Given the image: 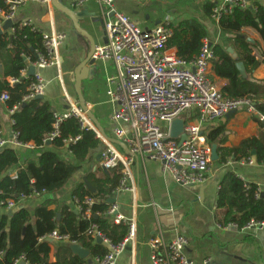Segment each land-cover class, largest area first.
I'll use <instances>...</instances> for the list:
<instances>
[{"label": "crops", "instance_id": "crops-1", "mask_svg": "<svg viewBox=\"0 0 264 264\" xmlns=\"http://www.w3.org/2000/svg\"><path fill=\"white\" fill-rule=\"evenodd\" d=\"M57 1L72 12L81 14L79 24L87 32L88 37L79 33L72 20L51 5V0L49 4L30 2L20 7L13 22L15 25L30 21L42 34L65 36L56 51L57 64L36 71L45 81L43 100L48 101L57 113H63L74 106L80 107L76 91V70L88 56L91 43L94 42L96 47L103 46L107 43V38L103 10L98 0H89L83 6L77 5L80 0ZM222 1L117 0L115 10L117 13L130 16L139 27L146 30L153 29L166 21L177 26L182 22L195 20L204 27L207 37L219 40L221 43L226 41V35L221 31L219 24L208 15L206 6L208 4L217 6ZM246 2L248 6L256 3L264 5V0H246ZM106 17L108 19L111 15ZM11 31L12 29L7 33ZM242 34L254 44H259L261 52H255V56L259 59L264 58L261 56L264 55V43L260 34L249 27L243 28ZM169 49L177 51L176 48ZM88 68H90L89 74L81 82L85 104L101 125L105 135L115 139L111 117L116 105L107 96L108 78L117 72L115 64L111 60H98L95 65L84 67V71ZM210 77L221 90L228 84L226 80L215 77L212 69ZM253 77L263 81L264 66L254 72ZM11 115L6 103L0 101L1 132L9 141L13 134ZM185 117L187 120L191 119L189 115ZM255 118L259 119L245 110H239L229 117L206 123L202 127V133L206 138L212 129L222 127L224 129L222 138L225 139L223 147L236 148L243 140L259 137L260 133H263V129ZM101 143L104 145L102 141ZM115 147L121 154L126 155L122 148L116 145ZM15 149H19L22 163L29 159L37 160L42 151H56L48 138L45 148L36 149L31 146ZM58 153L63 158L70 157L66 149ZM98 155L96 151L90 163L75 174L66 187L57 194L48 198L32 197L19 202L16 209H27L34 218L32 223L18 234L16 242L18 247L30 250L47 244L50 248V261L56 262L57 255H61V249L67 246L68 242L57 241L50 237V233H46L47 228L44 229L41 220L36 218L37 210L46 199L52 200L47 211L56 212L58 220L61 217L58 212L63 205L75 209L76 204L72 197L73 187L83 180L87 173L96 170L97 165L100 164L97 161ZM250 160H253L255 164H249V160L239 162L229 160L224 166L216 165V161L212 162L203 183L183 186L164 172L161 163L133 158L126 167V186L129 190L118 189L113 199L118 208L115 215L122 216L126 224L135 222V238L128 243L125 251L118 257L117 264H152L151 250L147 243L159 231L168 242L178 235L185 236L189 241L187 256L195 264H203L206 260H210L208 264H264V227L244 230L234 225L220 227L215 219L217 194L222 177L227 170L235 172L245 183L256 185L261 195H264V164H258L254 158ZM8 212L7 209H0V217ZM111 217L114 221L115 217ZM94 258L89 256L91 260Z\"/></svg>", "mask_w": 264, "mask_h": 264}, {"label": "trees", "instance_id": "trees-1", "mask_svg": "<svg viewBox=\"0 0 264 264\" xmlns=\"http://www.w3.org/2000/svg\"><path fill=\"white\" fill-rule=\"evenodd\" d=\"M9 7L7 0H0V11L8 13ZM214 7L212 4L206 6L209 16ZM219 27L226 35V41L215 46L212 73L228 82L222 89L224 96L233 100L254 101L257 111L264 118V80L253 77V73L264 66V58L255 56V52H261L259 44L249 42L242 34L243 28H253L264 43V5L256 3L246 9L237 8L233 14L220 19ZM171 28L172 36L167 47L176 48L183 61H192L199 55L202 40L207 37L204 27L193 20L177 26L171 25ZM12 31L0 36V96L8 94L7 108H17L11 119L14 122L13 132L19 135L18 140L22 144L32 143L36 149L45 148L48 136L55 131L53 107L43 99L25 100L34 77L24 78L21 75L38 60V53L43 51L42 33L35 26L25 23L15 24ZM228 47H232L238 54L237 60L230 57ZM237 62L244 63L249 79L242 77L236 67ZM14 79L18 82L12 83ZM255 120L263 133L259 137L243 140L236 148L223 147L225 139L222 138V127L211 130L206 136V142L210 146L217 145L216 165L224 166L229 160L239 162L252 158L258 164H264V121ZM1 127L0 123V131ZM59 131L60 136L51 142L56 151H42L37 160L29 159L22 163L19 149L6 147L0 150V202L13 200L19 205L23 195L30 197L34 192L44 191L42 196L48 198L57 194L90 163L97 149L102 146L96 133L88 128L83 129L76 118L64 120ZM62 149L67 150L69 158L59 155L58 151ZM97 166L94 172L86 175L96 189L95 194L87 189L84 180L73 187L72 197L76 207L82 208L81 212L63 205L58 212L61 215L58 220L56 212L47 211L51 199H46L37 210L36 218L41 220L44 229L47 228L46 233L58 231L69 237L68 245L61 249L56 262L50 261V248L47 244L30 250L17 246L18 234L32 223L34 215L25 208H15L12 217L8 214L0 217V251L3 252L0 264H20L17 261L22 256L29 264H87L88 260L75 255L70 246L73 243L82 246L89 251L91 258L104 257L108 247L88 234L93 225L113 245L121 243L128 236V224H116L111 216H107L113 207L109 200L114 198L124 178V166L119 164L107 171L100 164ZM13 169H18L16 179L11 177ZM258 192L256 185L245 183L231 170L225 171L215 204L217 224L220 227L234 225L241 230L252 221L264 222V198ZM86 199L92 201L90 207L85 204ZM2 210H6V207ZM87 210L91 211L90 218L85 216Z\"/></svg>", "mask_w": 264, "mask_h": 264}, {"label": "built area", "instance_id": "built-area-1", "mask_svg": "<svg viewBox=\"0 0 264 264\" xmlns=\"http://www.w3.org/2000/svg\"><path fill=\"white\" fill-rule=\"evenodd\" d=\"M87 1L89 0H80L77 5L83 6ZM98 1L103 10L107 43L95 48L93 58L96 61L111 60L115 64L117 72L107 81V96L116 105L111 117L114 125L113 134L116 140L128 147L130 155L121 154L115 145L107 142L87 114L76 106L63 113L54 111L55 131L48 136V139L52 142L60 136L59 130L64 120L70 118L79 120L83 129L93 130L97 138L104 143L100 152L102 168L110 170L119 164L125 166L123 171L125 178L120 183L118 188L120 190H129L126 186V167L135 157L161 163L164 172L180 185L192 186L203 183L212 164V146L207 144L202 133L203 125L225 118L231 112L239 110H245L248 114L264 121L256 109L255 102L250 99L227 98L211 79L215 46L219 40L204 38L199 55L192 61L185 62L179 58L177 51L167 47L172 36L169 21L153 29H142L130 16L116 12L117 0ZM7 2L10 6L9 12L0 11V27L5 21H13L20 7L30 2L49 4L50 0H7ZM237 8H248L246 0H223L213 8L210 17L219 24L223 16L233 14ZM109 15L111 17L107 19L106 16ZM25 24L32 25L30 21ZM42 37L43 51L38 53V60L32 65L36 71L57 64L56 51L65 38L61 34H42ZM27 72L28 70H24L22 77H27ZM33 77L34 81L29 86L30 93L25 100L44 95L43 77L38 72ZM11 82L16 83L18 80L14 79ZM8 100V94L0 96L1 102L6 103ZM16 109V107L13 110L8 108L12 114ZM187 115L190 116V120L185 117ZM177 118L185 119L184 132L187 140L183 142H180V138L170 137L171 124ZM13 123L12 120V125ZM18 136L13 132L12 139L9 141L0 131V150L6 147H35L32 143L22 144ZM249 164H255V162L249 160ZM17 173L18 169H15L11 172V177L16 179ZM43 193L44 191L34 192L30 197L23 195L19 202L40 197ZM85 204L90 207L92 201L86 199ZM17 205L18 203L13 200H8L0 202V209L5 206L7 210H14ZM76 209L79 212L82 211L80 206ZM117 209L114 205L107 212V216L115 217L116 224L125 223L122 216L115 215L118 212ZM85 216L90 218L91 211L87 210ZM127 224L129 225L128 236L117 245L105 239L96 225L89 229V235L96 240L101 238L103 244L108 247V253L104 257L94 258L91 264H117L118 257L125 251L128 243L135 238V222H127ZM263 227L264 222L252 221L244 229ZM50 237L60 242L69 241L68 235H62L58 231H53ZM147 245L151 250L152 264H195L187 256L189 241L185 236L178 235L168 242L159 231ZM2 255L3 252L0 251V257ZM209 261L206 260L203 264H208ZM17 262L29 264L24 256Z\"/></svg>", "mask_w": 264, "mask_h": 264}, {"label": "water", "instance_id": "water-1", "mask_svg": "<svg viewBox=\"0 0 264 264\" xmlns=\"http://www.w3.org/2000/svg\"><path fill=\"white\" fill-rule=\"evenodd\" d=\"M51 5L61 11L62 13L66 14L73 22L76 30L83 34L84 36L88 37L87 32H85L79 24V17L81 16V14L78 13H74L71 10L67 9L66 7L62 6L61 4L58 3L57 0H51ZM14 27V22L11 20L5 21L4 24L2 25V27H0V36L4 35L5 33H7L9 30L13 29ZM107 42V40H106ZM249 42L253 43V41L249 40ZM96 48V44L93 42L91 43V48H90V52L88 54V56L86 57L85 61L83 63H81V65L78 66L77 70H76V91L78 93L79 96V100H80V108L87 114V116L89 117V119L92 121V123L95 125L96 129L99 131V133L104 137V139H106L107 142L119 146L120 148L123 149L124 153L129 156L130 155V151L128 149V147L123 144L122 142L113 139V138H109L105 135L101 125L98 123L97 119L95 118V116L93 115V113L88 109L87 105L85 104V100L83 97V93H82V88H81V82L84 78H86L89 74L90 68L86 69V71H84V67L88 66H93L96 63V60L93 58L94 55V51ZM227 52L230 55V57L234 60L238 59V54L235 52V50L232 47H228L227 48ZM236 67L238 69V71L240 72V74L242 75V77L244 79H248V73L246 71L245 65L243 62H237ZM36 73L35 68L32 66L29 69V76H34ZM87 75H84V74ZM36 99H44V96H37ZM54 111V110H53ZM233 112H231L227 117H229L230 115H232ZM184 127H185V119L184 118H177L175 119L172 124H171V129H170V137L172 139H179L180 138V142H183L185 140H187V136L184 132ZM48 144H50L48 142ZM102 150V146H100L97 149V152L99 153V155L97 156V161L100 163L101 162V157H100V152ZM255 154V151L253 152ZM218 160V154H217V145L214 144L212 145V162H215ZM104 171H107L105 169H103ZM84 182L85 185L87 187V189L95 194L96 193V189L91 185V183L88 181L87 177H84ZM262 197L264 198V195H262ZM115 200L114 199H110L109 203L115 205ZM15 211L14 210H9L8 215L10 217H12L14 215ZM97 242L98 243H103V240L101 238H97ZM71 250L72 252L79 256L81 259H86L88 260L87 262L89 264L92 263V260L89 259L90 253L89 251H87L86 249H84L83 247L79 246V245H72L71 246ZM20 264H25V262H21Z\"/></svg>", "mask_w": 264, "mask_h": 264}, {"label": "rangeland", "instance_id": "rangeland-1", "mask_svg": "<svg viewBox=\"0 0 264 264\" xmlns=\"http://www.w3.org/2000/svg\"><path fill=\"white\" fill-rule=\"evenodd\" d=\"M43 198H45V197H43Z\"/></svg>", "mask_w": 264, "mask_h": 264}]
</instances>
